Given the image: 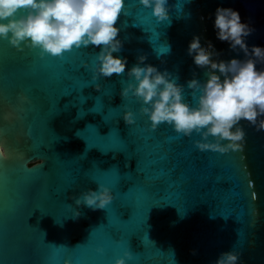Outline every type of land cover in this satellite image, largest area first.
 <instances>
[{"label":"water","instance_id":"obj_1","mask_svg":"<svg viewBox=\"0 0 264 264\" xmlns=\"http://www.w3.org/2000/svg\"><path fill=\"white\" fill-rule=\"evenodd\" d=\"M218 5L238 9L254 28L248 44L264 46V0H168L165 20L126 0L116 55L127 67L96 80L97 47L40 57L0 39V142L10 156L0 158V264H115L125 251L128 264H214L229 250L239 264H264V131L242 120V149L201 151L199 134L153 129L142 102L121 95L127 68L146 55L194 104L187 81L207 78L187 52L194 35L222 59L243 58L216 38ZM99 184L114 193L105 208L76 205Z\"/></svg>","mask_w":264,"mask_h":264},{"label":"clouds","instance_id":"obj_2","mask_svg":"<svg viewBox=\"0 0 264 264\" xmlns=\"http://www.w3.org/2000/svg\"><path fill=\"white\" fill-rule=\"evenodd\" d=\"M139 2L159 20L167 19L168 0ZM125 5L126 0H0V39H7L18 50L39 49L42 57H63L75 49L97 47L93 79L120 75L128 64L127 57L116 55L123 46L117 21L126 14ZM214 17L216 38L228 42L231 50L243 52V58L222 59L211 40L203 44L201 36L194 35L187 52L197 67L206 69L207 76L201 80L194 74L187 81L194 104L185 98V86L171 72L144 63L146 55H140L138 62L127 68L130 79L121 95L131 94L142 102L141 111L148 115L151 128L166 122L184 136L199 134L195 144L201 151L225 153L243 148L247 133L240 121L264 131V67L260 66L264 65V46L248 44L247 37L254 28L241 19L238 9L218 5ZM95 86L100 88L98 83ZM123 119L133 124V111H125ZM0 158H9L3 143ZM113 199L112 189L99 184L98 189L83 191L75 203L97 209L105 208ZM79 215L77 208L74 216ZM131 256L132 252L125 251L115 264H128ZM239 261L240 252L229 250L221 252L214 264ZM64 264L73 261L66 259Z\"/></svg>","mask_w":264,"mask_h":264},{"label":"snow or ice","instance_id":"obj_3","mask_svg":"<svg viewBox=\"0 0 264 264\" xmlns=\"http://www.w3.org/2000/svg\"><path fill=\"white\" fill-rule=\"evenodd\" d=\"M18 50V49H17ZM34 49H32V48H28L27 49V52L28 53H31L32 51H33ZM81 55L83 56V57H87L89 54L86 52V51H81ZM39 56L40 57H42L41 55H40V53H39ZM156 129V128H155ZM0 143H3L4 144V142H0ZM9 158H10V156H9ZM4 162H7V160L6 159H4ZM108 236H109V238L110 239H112V237H111V235H110V233L108 232ZM113 240V239H112ZM128 245V244H127ZM129 249V248H128Z\"/></svg>","mask_w":264,"mask_h":264}]
</instances>
